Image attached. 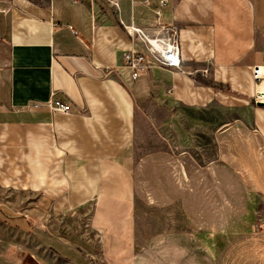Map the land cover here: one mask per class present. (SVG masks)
Segmentation results:
<instances>
[{"label":"crops","instance_id":"0c3cea01","mask_svg":"<svg viewBox=\"0 0 264 264\" xmlns=\"http://www.w3.org/2000/svg\"><path fill=\"white\" fill-rule=\"evenodd\" d=\"M114 1L117 8L105 0H0V189L55 208L50 216L94 204L102 240L81 243L0 206V264H24L20 256L31 250L40 264H129L141 239L136 153L164 154L154 148V125L158 112L175 107L240 114L220 119L202 144L214 160L196 171L207 180L201 229L252 222L251 210L264 206V106L253 101L252 75L264 65V0ZM156 9L180 27L181 69L156 67L132 85L107 74L134 45L123 24L148 26ZM57 99L72 112L28 107Z\"/></svg>","mask_w":264,"mask_h":264},{"label":"rangeland","instance_id":"374dc122","mask_svg":"<svg viewBox=\"0 0 264 264\" xmlns=\"http://www.w3.org/2000/svg\"><path fill=\"white\" fill-rule=\"evenodd\" d=\"M168 114L178 122L174 129L168 125ZM237 115L240 116L225 110L177 107L169 113L158 112L160 123L154 125V148L164 154H146L151 150L148 147L137 150L135 157L136 215L140 217L141 239L136 240L137 247L132 244L130 248L133 255L129 264H264V206H258L257 202L249 215L252 222L239 226L223 224L217 234L201 229L204 228L205 203L202 183L207 180L206 175L196 171L200 165L214 160V154H201L202 144L210 138L207 133L214 132L215 123L220 119L226 122ZM147 136L150 140L149 132ZM166 151L174 153L165 154ZM184 191H189L188 200H184ZM93 205L69 212L59 208L55 216H50L55 208L43 206L27 194L0 189V206L4 210L13 208L20 214L32 215L36 218L34 225L40 220L45 230L77 238L81 243L94 239V246H101L102 240L96 237L98 232L91 215ZM45 213L47 219L42 218ZM5 236L1 231L0 256ZM113 249L118 250L119 245ZM34 252L20 256L24 264H40ZM112 257L119 258L117 254ZM104 262L102 264H107L108 260Z\"/></svg>","mask_w":264,"mask_h":264},{"label":"built area","instance_id":"2783aa9c","mask_svg":"<svg viewBox=\"0 0 264 264\" xmlns=\"http://www.w3.org/2000/svg\"><path fill=\"white\" fill-rule=\"evenodd\" d=\"M114 8L118 4L114 0H105ZM166 1L163 0L162 3ZM156 18L148 26H138L134 23L123 24L124 29L130 35L134 45L123 50V64L118 68H109L107 74H116L128 85H132L143 75L149 73L156 67H166L181 69L182 56L180 51V27L176 24H167L162 18V10L156 9ZM75 33L78 32L75 30ZM264 65H255L252 68V75L255 80V93L253 101L260 100V93L257 87L264 83ZM43 105L53 111L63 113L72 112L73 106L70 102L62 100H49L48 102L32 101L28 107L32 109L40 108ZM85 113V110H80ZM264 201V199H263ZM264 221V220H263Z\"/></svg>","mask_w":264,"mask_h":264},{"label":"bare ground","instance_id":"6f19581e","mask_svg":"<svg viewBox=\"0 0 264 264\" xmlns=\"http://www.w3.org/2000/svg\"><path fill=\"white\" fill-rule=\"evenodd\" d=\"M264 70V69H263ZM257 90L262 93L260 95V100L264 102V83L260 84L258 87H257Z\"/></svg>","mask_w":264,"mask_h":264},{"label":"water","instance_id":"95a60500","mask_svg":"<svg viewBox=\"0 0 264 264\" xmlns=\"http://www.w3.org/2000/svg\"><path fill=\"white\" fill-rule=\"evenodd\" d=\"M259 106H264V102H258Z\"/></svg>","mask_w":264,"mask_h":264}]
</instances>
